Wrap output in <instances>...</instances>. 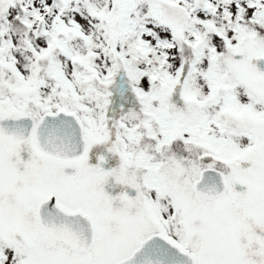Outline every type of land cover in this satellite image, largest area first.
Returning a JSON list of instances; mask_svg holds the SVG:
<instances>
[{"label":"snow or ice","instance_id":"1","mask_svg":"<svg viewBox=\"0 0 264 264\" xmlns=\"http://www.w3.org/2000/svg\"><path fill=\"white\" fill-rule=\"evenodd\" d=\"M0 264H264V0H0Z\"/></svg>","mask_w":264,"mask_h":264}]
</instances>
